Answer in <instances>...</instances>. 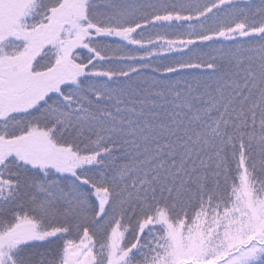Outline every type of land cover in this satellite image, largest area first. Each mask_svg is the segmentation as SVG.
I'll return each instance as SVG.
<instances>
[{
  "label": "snow or ice",
  "instance_id": "6c2138e0",
  "mask_svg": "<svg viewBox=\"0 0 264 264\" xmlns=\"http://www.w3.org/2000/svg\"><path fill=\"white\" fill-rule=\"evenodd\" d=\"M0 264H264V0H0Z\"/></svg>",
  "mask_w": 264,
  "mask_h": 264
}]
</instances>
